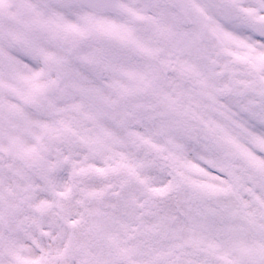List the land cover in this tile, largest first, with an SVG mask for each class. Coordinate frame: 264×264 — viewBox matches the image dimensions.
<instances>
[{
	"label": "snow or ice",
	"instance_id": "snow-or-ice-1",
	"mask_svg": "<svg viewBox=\"0 0 264 264\" xmlns=\"http://www.w3.org/2000/svg\"><path fill=\"white\" fill-rule=\"evenodd\" d=\"M0 264H264V0H0Z\"/></svg>",
	"mask_w": 264,
	"mask_h": 264
}]
</instances>
